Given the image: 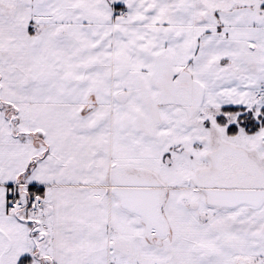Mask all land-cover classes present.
Here are the masks:
<instances>
[{
  "label": "snow or ice",
  "instance_id": "1",
  "mask_svg": "<svg viewBox=\"0 0 264 264\" xmlns=\"http://www.w3.org/2000/svg\"><path fill=\"white\" fill-rule=\"evenodd\" d=\"M0 264H264V0H0Z\"/></svg>",
  "mask_w": 264,
  "mask_h": 264
}]
</instances>
